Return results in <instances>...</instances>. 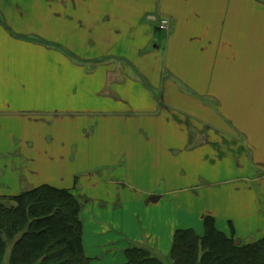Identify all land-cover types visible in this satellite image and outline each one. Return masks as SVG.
Wrapping results in <instances>:
<instances>
[{
	"label": "crops",
	"instance_id": "1",
	"mask_svg": "<svg viewBox=\"0 0 264 264\" xmlns=\"http://www.w3.org/2000/svg\"><path fill=\"white\" fill-rule=\"evenodd\" d=\"M77 141L95 151L72 155ZM252 166L262 222L264 0H0V196L112 168L159 202L182 182L250 188ZM244 203L237 235L254 220Z\"/></svg>",
	"mask_w": 264,
	"mask_h": 264
},
{
	"label": "rangeland",
	"instance_id": "2",
	"mask_svg": "<svg viewBox=\"0 0 264 264\" xmlns=\"http://www.w3.org/2000/svg\"><path fill=\"white\" fill-rule=\"evenodd\" d=\"M51 32V30H48L45 34ZM64 119H60V125H64L67 129L70 127V125L67 126L68 122L74 123V128L79 131H76L74 137H84L83 132L82 134L80 132L81 123L78 124L81 120L77 118ZM94 122L93 119L91 123L94 124ZM89 131H91L90 127ZM80 144L82 145V142L77 141V145H74L75 150L72 155L76 156L84 153L90 156L95 151L93 148L89 152L86 148L78 153L77 150ZM89 158H86V156L74 157L73 166L76 171H80L86 161H89ZM225 159L224 162L228 165L229 160ZM230 164H232V161ZM111 169L108 171L96 169L97 171L95 170L92 173L88 171V174H78L80 176L76 185L71 188L81 196L85 195L89 201L83 209L84 236L88 252L94 257L92 260L94 264H125V249L131 245L148 248L155 254L168 255L176 230L192 228L202 234L204 232L203 218L207 214L215 216L217 227L220 230L231 234V228H234V226L233 223L230 225V220L233 221L236 219L234 218L236 214L242 212L244 206L241 207V204L247 200L250 203H256L252 205V208L244 203L246 204V211L250 210L251 213V209L254 208L251 215L254 220L246 223L250 228L242 230L237 236L244 235L242 237L244 241H253L264 236V216L261 222L260 213L262 209L256 202L259 197H262L263 192H261L260 183L255 181L262 175L253 166L251 167L253 173L248 178L251 182L246 181L251 185L245 184L244 186L250 188L238 190L237 187L244 185L242 180L227 181L214 187L204 188H194L188 183L184 184L182 182L179 186L183 187L185 185L186 187L183 190L172 191L159 202L157 199H151L152 196L147 197L139 191L131 189V187H123L119 179H116L119 183H115V176ZM197 169L201 168L197 167ZM235 174L238 175L239 173L236 171ZM123 175L124 172L118 173V177ZM30 188L32 187L29 185L25 186V190ZM240 209L242 210L240 211ZM104 221L108 222L112 228V242L105 241V239L100 242L101 235L105 233L103 232L105 228L103 226ZM118 224H121L128 231L121 230L123 233H119L116 230ZM245 233H247V236ZM163 236L170 237V241H167ZM160 237L162 240L161 245L157 243ZM163 242H165L164 245Z\"/></svg>",
	"mask_w": 264,
	"mask_h": 264
},
{
	"label": "trees",
	"instance_id": "3",
	"mask_svg": "<svg viewBox=\"0 0 264 264\" xmlns=\"http://www.w3.org/2000/svg\"><path fill=\"white\" fill-rule=\"evenodd\" d=\"M78 180V179H77ZM86 196L48 185L0 196V264H93L84 245ZM205 215L204 232L178 229L168 255L131 245L125 264H264V236L244 241Z\"/></svg>",
	"mask_w": 264,
	"mask_h": 264
},
{
	"label": "built area",
	"instance_id": "4",
	"mask_svg": "<svg viewBox=\"0 0 264 264\" xmlns=\"http://www.w3.org/2000/svg\"><path fill=\"white\" fill-rule=\"evenodd\" d=\"M170 25H171V22L168 19H162L160 21V28L161 29H168Z\"/></svg>",
	"mask_w": 264,
	"mask_h": 264
}]
</instances>
